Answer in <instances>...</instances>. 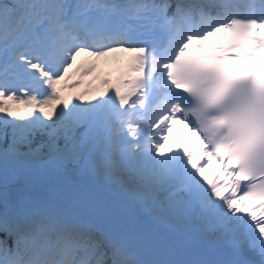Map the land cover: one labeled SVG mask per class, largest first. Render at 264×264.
<instances>
[{
    "label": "snow or ice",
    "instance_id": "obj_1",
    "mask_svg": "<svg viewBox=\"0 0 264 264\" xmlns=\"http://www.w3.org/2000/svg\"><path fill=\"white\" fill-rule=\"evenodd\" d=\"M0 264H264V0H0Z\"/></svg>",
    "mask_w": 264,
    "mask_h": 264
}]
</instances>
